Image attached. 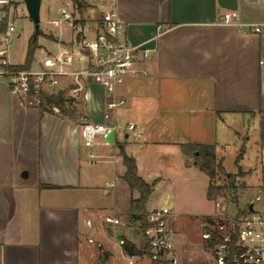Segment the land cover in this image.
<instances>
[{
  "label": "crops",
  "instance_id": "1",
  "mask_svg": "<svg viewBox=\"0 0 264 264\" xmlns=\"http://www.w3.org/2000/svg\"><path fill=\"white\" fill-rule=\"evenodd\" d=\"M108 1L112 6L105 14H113L122 25L119 39L151 51L148 58H141L139 76L128 77L122 84L84 76L79 79L76 97L72 95L73 80H64L56 93L64 91L74 104L78 101L81 112L73 119L56 108L41 112L39 104L31 110L24 98L11 93L9 81L0 80V264H130L124 258L123 242L141 249L144 239L133 240L128 229L120 226L124 223L118 214L140 196L123 180L122 147L135 159L138 175L147 184H155L152 204L167 177L198 170L194 162L188 165L190 157L182 153L181 144L215 146L217 159L226 170L218 155V149L224 150L228 144L218 142L221 125L234 130L239 139L250 141L258 138L250 134L258 123L260 189L264 194V73L259 67L264 57V0ZM56 4L64 7L69 2ZM231 13L238 15L240 25L224 22V16ZM102 18L94 30L66 20L72 24L73 35L68 41L55 36L56 52L69 48L81 30L93 38ZM242 25L261 26L262 31L245 32ZM13 60L10 55L11 65ZM29 118L35 122L37 134L33 169L15 160L16 146L22 141L18 142L16 129L27 126ZM81 119L115 128L114 142L108 143L105 136L94 147H85ZM131 124L142 134L141 141L128 131ZM239 126L248 127L245 136ZM197 136L207 141H199ZM242 148L244 155L236 167L246 173L241 165L247 156L245 144ZM160 158L163 165L158 164ZM96 164L102 167L97 172L85 167ZM25 171L34 177L32 184H23ZM99 172L105 176L104 187L93 183ZM158 200V196L154 198L155 203ZM159 208L147 206L148 212ZM213 214L209 210L202 215ZM106 217L121 223L113 230L105 223ZM172 233L173 264H186L184 239ZM208 235L214 238L202 236L207 245L200 251L205 254L209 249L213 259L217 234ZM145 261L150 264L145 258L134 264Z\"/></svg>",
  "mask_w": 264,
  "mask_h": 264
},
{
  "label": "rangeland",
  "instance_id": "2",
  "mask_svg": "<svg viewBox=\"0 0 264 264\" xmlns=\"http://www.w3.org/2000/svg\"><path fill=\"white\" fill-rule=\"evenodd\" d=\"M57 1L60 0H42L40 14V30L42 36L38 39L40 49L35 54V63L31 70L38 68V63L47 56L46 53L48 51L53 55L57 53L56 43L58 40L55 36L61 41H68L72 37V24L64 19L62 15L64 10L71 15L74 25L77 23L80 26L84 25L86 28L94 30L96 24L101 21L102 16L106 11L110 10L112 6L108 0H79L85 6V8L79 12L74 6L73 0H63L64 2H69V4H66L67 6L65 5L64 7L62 5H57ZM4 9L9 10L10 22L13 23L15 27L14 39L9 48V56L11 55L14 58L13 65H22L25 61L28 42L35 32V26L28 17L25 4L21 0H10L9 6ZM2 14L3 12L0 10V18ZM55 22H58V24ZM0 80L4 82L9 81L7 79L5 80V77L2 76H0ZM67 84L65 86H67ZM58 89L59 87L54 91L57 92ZM24 99L23 103L25 104L26 98L24 97ZM77 102L78 101H76V104L73 106L76 108V111L80 113V106H77ZM29 108H31V110L33 109V107ZM32 121L33 120L29 118L27 126L22 127V124L16 129V137H20L18 138V142L19 140L21 141V139L22 141L20 147L19 145L16 146L15 160H17V163L19 162L21 166L30 169L36 166V155L38 154L37 134L34 127L35 122ZM84 121V119H81L80 122ZM254 129L255 132L251 131L250 134H257L258 138L257 140L250 141L239 139L235 131L232 129L230 131L226 125H221L217 133L218 142L224 140L228 143L224 150L218 149V155L223 159L224 166L228 173L234 177L235 190L225 189L222 191L224 197L218 198L215 202L208 201L206 195L209 178L200 172L199 169H196L188 174L176 173L172 177H167L160 191L157 192L155 196L159 197V200L156 201L157 203L154 201L155 197L152 200V204L148 203L149 205L147 206L149 208L156 204L161 208H168L172 216L176 214L175 219L172 217L170 218L169 228L181 239H184L182 244L186 264H218L217 257L219 255H217V249L214 252L215 255L213 259L211 258L212 252H210L209 249H206L205 254H202L200 251L202 247L204 248L207 245V241H205L202 236L205 238L204 234L216 233L217 237L222 238V236L228 235L232 231L233 226L236 225L238 213L245 212L252 203L255 204V209L257 211L264 213V194L260 189L263 182V175L260 164V128L258 123H255ZM238 130L245 136L246 132H248V127L246 126V130L242 127L238 128ZM197 137L199 141H207L205 137ZM243 144H245L247 148V156L241 165L245 166L246 173L242 171V169H237L236 167L239 164H236V159ZM193 162L194 160L189 158L188 165H191ZM163 163L164 162L160 158L158 164L163 165ZM85 167L94 172L102 168L100 164L93 166L88 165ZM100 172L104 173L103 170ZM100 172L98 176L94 175L93 183L98 185V187H104L102 180L105 179V176L103 175V177H101ZM28 177L24 178L22 174L24 180L22 178L21 180L23 184H32L34 182V177ZM21 180L19 179V181ZM216 184L218 186H227V179L220 174ZM14 194L15 192H11L12 196H14ZM257 197L262 198V201H256ZM128 210L129 209L118 214L124 223V225L120 226H124L125 229H128L129 233L133 235V240L142 241L143 237L138 228V223H134L130 219ZM209 210L214 211L212 216L202 215ZM213 238V235H209L207 239L211 240ZM144 245L145 242L141 248H143ZM145 264H148V261H145Z\"/></svg>",
  "mask_w": 264,
  "mask_h": 264
},
{
  "label": "built area",
  "instance_id": "3",
  "mask_svg": "<svg viewBox=\"0 0 264 264\" xmlns=\"http://www.w3.org/2000/svg\"><path fill=\"white\" fill-rule=\"evenodd\" d=\"M10 0H0L2 16L6 17L5 7ZM66 20L71 16L63 12ZM226 24L240 25L239 17L235 13L224 16ZM103 26L93 37H88L84 31L77 33L76 39L69 48H63L55 55L49 54L38 63V68L24 72H13L6 67L9 62V45L14 39L15 27L10 22L7 30L0 34V76L9 80V88L13 95L26 98L29 107L39 103L37 95L43 93H56L54 90L63 84L64 80H73L72 95L76 97L80 90L79 79L84 76H97L106 78L116 84H122L128 77L141 74V58H148L151 51L134 47L119 39L121 23L113 14H105L102 18ZM245 32L259 34L261 26L242 25ZM259 67L264 73V57L259 61ZM32 84L37 95L32 94L28 87ZM110 131L115 133V128L84 121L80 134L87 148H92L99 138L105 137ZM134 140L141 141L143 136L135 125L128 126ZM257 197L256 201L260 202ZM254 204V203H253ZM219 206V205H218ZM254 212L249 207L241 215L236 225L228 235L222 236L223 243L217 246L218 264H225L230 256V245L234 235L237 237L232 264H264V213ZM172 217L168 208H159L148 212L149 227L142 233L144 241L149 246L150 257H144L150 264H173L174 239L169 228ZM105 223L113 230L120 225V220L115 217H106ZM91 227L90 222H86ZM209 235H205L208 238ZM92 243L93 241L90 240ZM125 260L134 264L141 258L124 254Z\"/></svg>",
  "mask_w": 264,
  "mask_h": 264
},
{
  "label": "trees",
  "instance_id": "4",
  "mask_svg": "<svg viewBox=\"0 0 264 264\" xmlns=\"http://www.w3.org/2000/svg\"><path fill=\"white\" fill-rule=\"evenodd\" d=\"M74 6L80 12L85 8L84 4L79 0H73ZM7 15L0 21V34L5 32L10 24L9 10H5ZM77 23L74 25L76 26ZM103 24L101 23V27ZM42 36L41 30L34 32V35L30 38L27 46L25 61L22 65H9L6 67L7 70L13 72H24L30 71L35 63V54L39 51V37ZM39 100V109L41 112L51 111L52 109H58L59 113L66 118L73 119L77 115L76 108L73 106L75 100L66 97V92L60 91L58 93H43L40 92L37 95ZM182 153L194 160L196 167L200 172L205 174L209 178V186L207 189L208 201L215 202L218 198L224 197L222 191L225 189L235 190L234 177L231 176L223 167L222 162L217 159L216 147L210 145L201 144H181ZM244 148L240 150V153L236 159L238 164L244 155ZM121 157L123 164L126 167V173L123 176L124 182L127 183L131 191H137L139 198L132 200L129 206V217L134 223H138V228L143 233L150 225L147 221V205L152 195V189L155 184H147L139 175L134 158L126 155L124 148H121ZM225 176L227 179V186H218L216 181L219 175ZM244 212H239L236 217V223ZM215 244L220 245L223 243V239L215 237ZM237 241L236 235L232 238L230 245V256L225 260V264H232V256L235 252V243ZM145 242V241H144ZM124 254L136 256L139 258L150 257L149 246L145 242L143 248L138 249L134 244L124 241L122 244Z\"/></svg>",
  "mask_w": 264,
  "mask_h": 264
},
{
  "label": "water",
  "instance_id": "5",
  "mask_svg": "<svg viewBox=\"0 0 264 264\" xmlns=\"http://www.w3.org/2000/svg\"><path fill=\"white\" fill-rule=\"evenodd\" d=\"M21 1L25 4V7H26V10L28 13V17L33 22V24L35 26V30L39 31L40 30V22H41L40 14H41L42 0H21ZM28 89L32 94L37 95L36 92L34 91V87L32 84L29 85ZM106 141L108 143L114 142V132L113 131H110L106 135ZM194 165L196 166L195 163H194ZM23 177L27 178L28 173L24 172ZM249 211L250 212L255 211L253 203L249 205Z\"/></svg>",
  "mask_w": 264,
  "mask_h": 264
}]
</instances>
